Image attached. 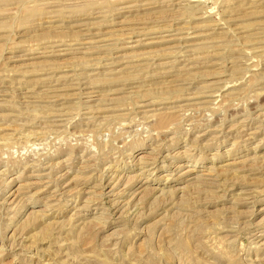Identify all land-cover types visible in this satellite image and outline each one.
<instances>
[{
    "label": "rangeland",
    "instance_id": "374dc122",
    "mask_svg": "<svg viewBox=\"0 0 264 264\" xmlns=\"http://www.w3.org/2000/svg\"><path fill=\"white\" fill-rule=\"evenodd\" d=\"M0 264H264V0H0Z\"/></svg>",
    "mask_w": 264,
    "mask_h": 264
}]
</instances>
